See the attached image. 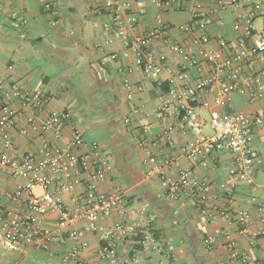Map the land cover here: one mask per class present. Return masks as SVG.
Returning <instances> with one entry per match:
<instances>
[{"label":"crops","instance_id":"obj_1","mask_svg":"<svg viewBox=\"0 0 264 264\" xmlns=\"http://www.w3.org/2000/svg\"><path fill=\"white\" fill-rule=\"evenodd\" d=\"M105 1L0 0V88L8 90L18 84L25 90H42L49 97L40 111L23 106L17 99L10 101L11 108L17 112L11 130L12 145L0 147V153L15 159L23 152H36L41 146L37 125L53 109L68 111L71 120L59 137L51 129L46 132L50 144L66 147L74 131L82 138L76 153L90 150L91 142L97 144L107 176L104 181L96 182V191L103 194L118 191L127 201L123 213L113 210L102 223L113 226L120 221L132 222L138 225L137 238L144 239V243L137 248L129 239L119 240L116 258L110 262L101 255L103 243L99 235L87 231L84 237L88 245L79 253L84 262L240 264L226 248L225 235H228L239 254L247 255L252 264H264V222L260 221L264 215V114L253 125L251 146L258 152V158L253 164L251 181L234 183L228 174L233 165L229 151L212 153L206 165L196 162L190 166L186 155L193 139L190 128L176 109L166 120L157 116L161 100L170 89L189 93L190 103L198 107L205 120L211 108L226 110V103L213 104L220 89L218 82L204 89L196 88L197 80L206 76L211 66L205 60H200L198 65L189 63L188 49H195V39L207 36V47L216 50L219 40L224 39L229 47L224 56H232L241 32L235 22L251 11V4L244 2L235 7L229 5L232 0H223L228 6L221 9L217 0H203L196 11L205 18L206 25L199 27L192 21L193 12L188 8L192 1H182V9H169L151 1L140 8L135 0H112L113 7L106 9ZM114 15L120 16L124 36L129 40L154 28L159 15L170 24L167 36L182 51L173 52L161 41L152 40L149 48L166 56L165 68L157 78L145 76L139 70L118 72L119 67L132 64L134 53L130 51L126 59L120 57L128 46L117 32ZM132 16L136 21L130 25ZM191 22V33L179 29ZM254 23L258 30L264 28L261 17H255ZM109 39L112 41L108 43ZM114 53L119 58L112 59ZM182 64L186 65L188 76L179 79L175 75ZM236 65L242 73L250 69L239 62ZM252 69L261 73L264 81V62L256 59ZM204 102L208 105H203ZM229 103L251 117L262 107L261 100H249L245 89L233 91ZM133 108L138 112L130 116ZM30 116L36 119V125L27 122ZM128 116L129 122L125 121ZM203 132L209 134L207 126ZM188 167L196 181L206 182L216 194V198L207 201L205 212L192 205L182 190L175 197L170 194V187L177 184L180 172ZM43 173L51 177L50 171ZM73 178L72 191L59 193L60 200L70 210L74 208L73 197L86 186L87 173ZM61 179L65 180L63 176L52 175L51 187L55 188ZM25 182L0 166V212L7 220L24 205L28 195L23 188ZM14 194L19 202L14 200ZM223 205L230 207L229 219L219 214ZM140 206L146 208L142 215L135 213ZM211 216L215 219L211 220ZM240 216L246 218L245 225L240 223ZM38 219L42 226L54 230L48 248L36 250L26 245L7 249L0 240V248L9 251L5 258H0V264L67 263L63 254L78 246V242L67 238V233L81 230L83 222H72L56 230L54 212L46 211ZM215 232L214 244H206L204 238ZM161 248L168 250L170 259L165 258Z\"/></svg>","mask_w":264,"mask_h":264},{"label":"built area","instance_id":"obj_2","mask_svg":"<svg viewBox=\"0 0 264 264\" xmlns=\"http://www.w3.org/2000/svg\"><path fill=\"white\" fill-rule=\"evenodd\" d=\"M146 1L169 9L175 7L182 9V1H192V6L188 7L193 12L192 21L199 27L206 25L205 18L196 11L201 8L203 0H135L136 5L140 8ZM217 1L221 9L228 6L223 0ZM244 2L251 4V11L239 16L235 22V27L239 28L241 32L232 49V56H224L225 50L229 48L224 39L219 40V48L216 50L207 47V36L195 39V49H188L187 54L188 62L193 65H198L200 60H205L210 64V72L197 80L196 88L204 89L218 82L220 89L213 98V104L218 106L226 103V110L221 111L217 107L211 108L208 119L205 120L198 107L190 103V94L187 92L177 93L174 89H170L162 98L157 110V116L166 120L171 111L176 109L181 119L190 128L193 139L186 148L190 166L196 162L206 165L212 153L222 150L229 151L233 156V165L229 168L228 174L233 183L251 181L253 164L258 158V152L251 146L253 125L259 123L264 114V81L262 74L252 69L256 59L264 62V28L258 30L254 23L255 17H261L264 20V0H232L229 5L238 7ZM103 5L104 8L110 9L113 7V1L106 0ZM114 20L117 32L123 36L124 42L128 46V49L123 51L120 57L126 59L129 58L130 51L134 53L132 64L124 68L119 67L118 72L120 73L139 70L145 76L153 78L159 76L165 68L166 56L162 52L155 54L149 48V43L152 40L161 41L173 52L182 51L180 45L167 36L170 24L163 21L159 15H157L154 28L131 40L124 36L123 21L120 16L114 15ZM135 21L136 17L132 16L130 25ZM193 22L187 26H179V29L191 33ZM111 41V39L107 40L108 43ZM111 58H119V55L111 54ZM235 62L236 64L242 63L250 69L246 73H242L241 67L237 66ZM187 76L186 65L182 64L175 77L184 79ZM239 89H245L248 92L250 101L261 100V110L254 117L243 110L233 108L229 103L231 93ZM13 99H17L23 106L31 110L40 111L48 102L49 97L42 90H25L18 84L11 85L8 90L0 88V147L2 148L12 145L11 130L17 115V112L10 106V101ZM203 105L207 106L208 103L204 102ZM137 112L138 109L133 108L130 116ZM130 116L126 117L125 121L129 122ZM70 120L71 114L68 111L50 110L46 120L37 125L41 146L36 152H23L15 159L0 153V166L8 168L13 174L24 178L26 182L23 188L28 193L24 205L11 216L10 220L2 217L0 212V240L7 249H16L26 245L36 250L47 249L48 244L54 239V230L42 226L38 216L50 211L56 214V230L62 229L72 222H83L81 230L67 233V238L78 242V246L63 254V261L65 260L66 264H91L82 261L79 256L80 251L88 245V241L84 237L87 231L99 235L103 243L102 257L107 261L114 262L116 244L119 240L129 239V243L135 245L138 242L143 244L144 239L137 238L139 235L138 225L132 222L120 221L113 226H106L102 223L106 215L113 210L123 213L127 201L118 191L105 194L96 191V182L104 181L107 176L97 144L91 142L90 150L78 154L75 150L82 144L79 132H73L66 147L52 145L46 138L45 134L50 129L54 131L55 137H59ZM27 122L36 125V119L33 116L28 117ZM204 126L210 129L209 134L203 132ZM44 170L50 171L51 177L44 174ZM82 172L87 173V183L81 194L73 197L74 208L70 210L60 200L59 193L61 191L71 192L73 177L77 176L78 178ZM52 175L63 176L65 180H58L57 186L52 188ZM179 190H182L189 202L202 212L206 211L207 201L216 198V194L209 184L204 181H196L193 178L190 167L180 172L177 184L172 185L169 191L175 197ZM227 190L230 193L231 187H228ZM13 198L19 202L17 194H14ZM228 202H230V197ZM145 212L144 206L135 209V213L139 215ZM219 214L221 217L229 219L231 217L229 205H223L219 209ZM210 219L214 220L215 216H211ZM239 220L242 225H245L247 221L244 216H240ZM260 221L264 222V215L260 217ZM216 239L215 232L207 235L204 242L212 245ZM225 239L230 255L238 258L240 264H252L247 255L239 254L228 235H225ZM161 249L165 258L170 259L168 250Z\"/></svg>","mask_w":264,"mask_h":264},{"label":"rangeland","instance_id":"obj_3","mask_svg":"<svg viewBox=\"0 0 264 264\" xmlns=\"http://www.w3.org/2000/svg\"><path fill=\"white\" fill-rule=\"evenodd\" d=\"M207 131H208L209 133L211 132L210 129H209L208 127H207ZM7 253H9L8 250H3L2 248H0V258H1V257L5 258L6 255H7Z\"/></svg>","mask_w":264,"mask_h":264},{"label":"trees","instance_id":"obj_4","mask_svg":"<svg viewBox=\"0 0 264 264\" xmlns=\"http://www.w3.org/2000/svg\"><path fill=\"white\" fill-rule=\"evenodd\" d=\"M140 246V243L138 242L137 244L134 245V247H139Z\"/></svg>","mask_w":264,"mask_h":264}]
</instances>
